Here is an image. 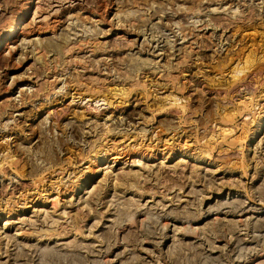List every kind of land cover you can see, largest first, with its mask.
Segmentation results:
<instances>
[{
  "label": "rangeland",
  "instance_id": "1",
  "mask_svg": "<svg viewBox=\"0 0 264 264\" xmlns=\"http://www.w3.org/2000/svg\"><path fill=\"white\" fill-rule=\"evenodd\" d=\"M28 4L0 264H264V0H0L2 43Z\"/></svg>",
  "mask_w": 264,
  "mask_h": 264
},
{
  "label": "bare ground",
  "instance_id": "2",
  "mask_svg": "<svg viewBox=\"0 0 264 264\" xmlns=\"http://www.w3.org/2000/svg\"><path fill=\"white\" fill-rule=\"evenodd\" d=\"M30 4V3H29ZM29 4L25 6L21 14H19L16 18H14L12 24L9 26L8 30L3 35V43L0 41V47L3 44H7L9 41H11L14 37L18 35V25L20 22L24 19L26 13L28 12ZM44 28V27H43ZM207 35V34H206ZM9 45V44H8ZM74 89V88H73ZM145 131V130H144ZM174 153V152H173ZM182 156H187L188 154L186 152H182ZM118 157H112V165H114V162L116 161ZM167 156L163 157L162 161H166ZM108 159V158H107ZM197 159V158H195ZM89 182V181H88ZM6 223V222H5ZM4 224V223H3Z\"/></svg>",
  "mask_w": 264,
  "mask_h": 264
}]
</instances>
